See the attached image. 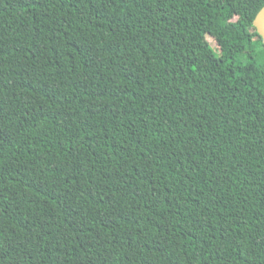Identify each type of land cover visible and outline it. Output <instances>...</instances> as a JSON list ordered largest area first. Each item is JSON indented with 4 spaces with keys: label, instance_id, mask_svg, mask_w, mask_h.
Masks as SVG:
<instances>
[{
    "label": "trees",
    "instance_id": "16d2710c",
    "mask_svg": "<svg viewBox=\"0 0 264 264\" xmlns=\"http://www.w3.org/2000/svg\"><path fill=\"white\" fill-rule=\"evenodd\" d=\"M263 7L0 0V264H264Z\"/></svg>",
    "mask_w": 264,
    "mask_h": 264
},
{
    "label": "water",
    "instance_id": "95a60500",
    "mask_svg": "<svg viewBox=\"0 0 264 264\" xmlns=\"http://www.w3.org/2000/svg\"><path fill=\"white\" fill-rule=\"evenodd\" d=\"M253 27L264 43V7L256 15L253 21Z\"/></svg>",
    "mask_w": 264,
    "mask_h": 264
},
{
    "label": "bare ground",
    "instance_id": "6f19581e",
    "mask_svg": "<svg viewBox=\"0 0 264 264\" xmlns=\"http://www.w3.org/2000/svg\"><path fill=\"white\" fill-rule=\"evenodd\" d=\"M6 41V40H5ZM4 48V47H3ZM4 52V51H3ZM1 53V52H0ZM5 54V53H4ZM223 107V106H222Z\"/></svg>",
    "mask_w": 264,
    "mask_h": 264
},
{
    "label": "rangeland",
    "instance_id": "374dc122",
    "mask_svg": "<svg viewBox=\"0 0 264 264\" xmlns=\"http://www.w3.org/2000/svg\"><path fill=\"white\" fill-rule=\"evenodd\" d=\"M208 40V39H207Z\"/></svg>",
    "mask_w": 264,
    "mask_h": 264
}]
</instances>
